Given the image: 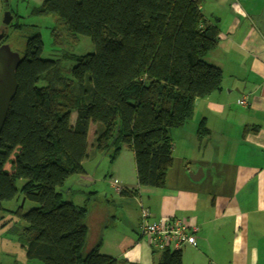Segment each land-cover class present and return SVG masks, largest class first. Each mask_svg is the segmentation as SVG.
<instances>
[{"label":"trees","instance_id":"obj_1","mask_svg":"<svg viewBox=\"0 0 264 264\" xmlns=\"http://www.w3.org/2000/svg\"><path fill=\"white\" fill-rule=\"evenodd\" d=\"M201 2L43 0L36 7L56 14L69 32L90 36L96 50L45 58L42 35L35 33L17 68L18 90L0 136V209L19 191L38 203L14 210L24 220L15 233L29 259L130 264L102 253L100 244L87 250V206L64 192L72 176L87 185L84 161L93 150L112 164L125 147L134 152L139 185H166L174 163L172 129L192 118L196 99L222 87V68L207 58L220 28L207 23ZM68 59L76 62L69 74L62 64ZM91 124L97 125L92 144ZM210 132L202 120L198 137ZM9 160L12 172L4 167ZM17 179L25 180L21 189ZM162 264H182V250H164Z\"/></svg>","mask_w":264,"mask_h":264},{"label":"crops","instance_id":"obj_2","mask_svg":"<svg viewBox=\"0 0 264 264\" xmlns=\"http://www.w3.org/2000/svg\"><path fill=\"white\" fill-rule=\"evenodd\" d=\"M201 9L220 28L207 58L222 68V87L196 99L190 123L172 129L174 163L163 187L139 185L132 149L103 170V157L89 153L87 185L72 176L64 192L87 206V250L100 244L130 264H162L164 250L141 233L142 204L151 220L199 226L197 247L181 249L182 264H264V0H205ZM202 120L211 132L200 139ZM115 182L136 193L122 194Z\"/></svg>","mask_w":264,"mask_h":264},{"label":"rangeland","instance_id":"obj_3","mask_svg":"<svg viewBox=\"0 0 264 264\" xmlns=\"http://www.w3.org/2000/svg\"><path fill=\"white\" fill-rule=\"evenodd\" d=\"M201 1V4H204L205 0ZM42 2L43 0H0V32L6 28L3 23L4 11L8 9L12 11L14 15L12 22L6 29L9 36L7 37L6 34L4 37V40L10 44L14 51H18L21 56H24L26 53L28 38L35 33H40L42 35L44 42L42 55L45 58H60L64 52L85 54L96 50V45L90 36L69 32L63 27V24L60 22L56 14H40L35 11L36 7ZM6 3H8L7 8L5 7ZM57 33H59L58 36L55 35ZM75 63L74 60L70 59L62 61L67 74L70 73L69 69ZM225 81H233L230 73L226 72ZM73 113V117H75L77 114L76 111ZM96 126V124H91L90 126L88 137L89 142L92 140L91 138L95 133ZM91 147L90 144V151ZM18 150L19 148L15 149L11 158L16 156ZM186 151L192 152L191 148H188V146ZM198 151H194V153H198ZM95 152L96 151L94 150L92 151V153ZM121 153L133 152L131 149L125 147ZM102 163L101 170H103V167H110L111 163L109 157L106 156L103 158ZM4 167L9 172H12L14 169L11 160H9ZM24 181V179H17L16 184L19 189L22 188ZM72 184L73 182L70 183V185ZM108 185V181L103 182V188H105V190L108 188ZM76 188H79V186L76 185ZM21 206L23 211L27 212L31 208L38 206V203L31 200L24 201V197L22 196L21 191H19L14 199L4 201L3 209H0V264H44L42 261L29 259L27 257L25 248L22 246L15 233L18 228H21L24 225V220L14 212V210Z\"/></svg>","mask_w":264,"mask_h":264},{"label":"built area","instance_id":"obj_4","mask_svg":"<svg viewBox=\"0 0 264 264\" xmlns=\"http://www.w3.org/2000/svg\"><path fill=\"white\" fill-rule=\"evenodd\" d=\"M242 103H246L244 99ZM116 184V189L122 191L124 186ZM141 233L150 238L151 244L161 250L170 249L172 251L181 250L186 245L196 247L198 245V235L200 228L191 221L183 218L166 217L156 220L150 219V211L141 204Z\"/></svg>","mask_w":264,"mask_h":264},{"label":"water","instance_id":"obj_5","mask_svg":"<svg viewBox=\"0 0 264 264\" xmlns=\"http://www.w3.org/2000/svg\"><path fill=\"white\" fill-rule=\"evenodd\" d=\"M8 7V3L5 4ZM14 15L12 11H4L3 23L5 29L0 32V41L6 36V29L12 22ZM22 61V56L18 51H14L10 44L5 42L0 45V136L4 127L9 108L18 90L17 68ZM195 178L194 176H192ZM78 183L83 184L78 181ZM26 198H24V201Z\"/></svg>","mask_w":264,"mask_h":264},{"label":"flooded vegetation","instance_id":"obj_6","mask_svg":"<svg viewBox=\"0 0 264 264\" xmlns=\"http://www.w3.org/2000/svg\"><path fill=\"white\" fill-rule=\"evenodd\" d=\"M6 8H7V7H6ZM6 8H5V9H6ZM5 42H6V40H4V38H3V39L0 41V45L3 44V43H5Z\"/></svg>","mask_w":264,"mask_h":264}]
</instances>
